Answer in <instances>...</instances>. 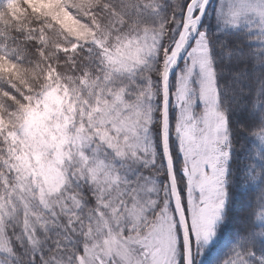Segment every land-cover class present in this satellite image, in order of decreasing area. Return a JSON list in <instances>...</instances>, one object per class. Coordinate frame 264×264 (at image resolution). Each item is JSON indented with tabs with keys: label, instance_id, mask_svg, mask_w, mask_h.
Masks as SVG:
<instances>
[{
	"label": "snow or ice",
	"instance_id": "snow-or-ice-1",
	"mask_svg": "<svg viewBox=\"0 0 264 264\" xmlns=\"http://www.w3.org/2000/svg\"><path fill=\"white\" fill-rule=\"evenodd\" d=\"M0 264H264V0H0Z\"/></svg>",
	"mask_w": 264,
	"mask_h": 264
}]
</instances>
